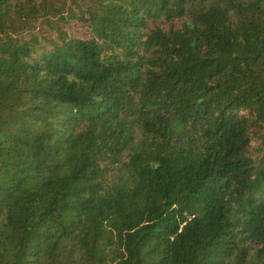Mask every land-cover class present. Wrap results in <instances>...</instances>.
Returning a JSON list of instances; mask_svg holds the SVG:
<instances>
[{
    "label": "trees",
    "instance_id": "obj_1",
    "mask_svg": "<svg viewBox=\"0 0 264 264\" xmlns=\"http://www.w3.org/2000/svg\"><path fill=\"white\" fill-rule=\"evenodd\" d=\"M0 264H264V0H0Z\"/></svg>",
    "mask_w": 264,
    "mask_h": 264
},
{
    "label": "rangeland",
    "instance_id": "obj_2",
    "mask_svg": "<svg viewBox=\"0 0 264 264\" xmlns=\"http://www.w3.org/2000/svg\"><path fill=\"white\" fill-rule=\"evenodd\" d=\"M57 1H59L60 3H62L64 0H57ZM65 1H67V3H68V0H65ZM251 145H252V148H253L255 154L257 155L258 153H257L256 149L258 147H260V141L255 136H253V140H252Z\"/></svg>",
    "mask_w": 264,
    "mask_h": 264
}]
</instances>
